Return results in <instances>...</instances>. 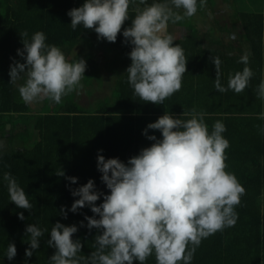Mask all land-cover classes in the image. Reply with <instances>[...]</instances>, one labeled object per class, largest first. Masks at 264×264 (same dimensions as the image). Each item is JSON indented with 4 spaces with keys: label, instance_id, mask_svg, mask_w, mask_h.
<instances>
[{
    "label": "trees",
    "instance_id": "1",
    "mask_svg": "<svg viewBox=\"0 0 264 264\" xmlns=\"http://www.w3.org/2000/svg\"><path fill=\"white\" fill-rule=\"evenodd\" d=\"M83 3L84 0H0V264H25L26 260L27 264H48L55 249L48 246L47 240L57 222L78 227L73 240L81 241L83 247L78 256L82 258L80 264H85L86 258L96 250L98 232L89 231L86 226L85 215L93 216L87 206L75 214L69 211L67 219L60 214L62 207L70 209L78 199L70 189L75 190L91 179L97 191L109 194L97 170L98 151L102 150L105 159L118 158L127 163L153 143L142 135L149 123L164 113L180 118L183 111L193 108L205 113L209 131L216 121L226 126L223 136L230 143L225 153L226 171L235 174L245 193L235 209L238 213L235 226L202 240L192 264H264V119L258 118L264 113V100L257 91L264 81V10L233 14L232 28L226 22L227 16V19L225 15L215 16V27L210 30L231 33V38L226 40L216 39L212 33L202 36L195 20L188 28L191 33L187 37L174 39V45L183 48L188 60L182 87L163 104L155 105L135 96L127 82L131 46L123 43L122 32L131 25L137 5L130 6L129 20L122 26L117 41L109 43L82 25L76 30L71 28L67 13ZM151 3L153 0H147V4ZM255 3L260 4L259 0ZM213 4V0H206L203 5L198 2L195 15L203 17V23ZM195 15L191 18L195 19ZM237 18L243 22L241 46L236 42ZM37 31L45 33L47 44L60 47L69 62H73L68 59L69 49L89 39V46L95 45L91 39L100 40L119 59L113 65L102 64L90 53L86 61L89 71L80 81L82 87L64 96L59 104L46 99L41 111L33 112L31 104H25L18 92L24 80L10 83L9 71L13 59L25 62L17 55V50L23 48L21 34L27 32L30 40ZM244 55L248 56L247 65L239 62ZM211 56L222 61L220 78L225 87L230 74L250 67L253 76L248 86L240 93L216 90ZM104 88H109V95L98 96L87 107L81 104L82 93L93 96ZM8 124L12 125L10 131ZM148 135L161 138L155 130H149ZM59 170L65 177L56 175ZM5 172L11 173L24 188L33 205L31 211L18 209L11 203L2 179ZM66 177L78 178L77 184H70ZM102 202L103 198L97 205ZM19 212L24 214L23 221L18 218ZM82 221L84 227H80ZM29 224L47 231L40 238L39 249L26 258L25 249L29 245L25 229ZM9 243H15L17 249L12 261L5 256ZM145 264H156L155 255L149 256Z\"/></svg>",
    "mask_w": 264,
    "mask_h": 264
},
{
    "label": "clouds",
    "instance_id": "2",
    "mask_svg": "<svg viewBox=\"0 0 264 264\" xmlns=\"http://www.w3.org/2000/svg\"><path fill=\"white\" fill-rule=\"evenodd\" d=\"M198 2L203 5L206 0H153L150 5L147 0H84L82 6L67 15L73 30L82 25L94 30L98 39L115 43L129 20L130 6L137 5L131 25L122 32L123 43L131 46L127 82L135 96L146 103L161 105L181 89L188 62L183 48L174 45L169 22L177 23L195 15ZM21 36L23 48L17 50V55L25 62L13 59L9 76L13 84L24 80L18 92L25 104L46 99L59 104L64 96L82 87L84 59L69 62L60 47L46 43L43 31L35 32L30 40L27 32ZM209 59L216 71V90L240 93L248 86L253 76L250 67L230 74L225 87L220 78L221 59L213 56ZM239 62L247 65L248 56H242ZM257 91L264 100V81ZM204 117L205 113L195 108L183 111L180 118L164 113L142 133L153 141L151 146L141 149L127 163L118 158L105 159L102 150L98 151L97 170L109 194L97 191L90 179L83 186L70 189L78 199L70 209L60 210L65 219L69 211L75 214L86 206L93 213L91 217L85 215L84 220L89 231L98 232L96 250L85 264H145L153 254L156 264H192L202 240L235 226L238 220L235 209L245 189L235 174L226 171L225 153L230 147L223 136L226 126L216 121L209 131ZM258 118L264 119V113ZM149 130L159 131L161 138L148 135ZM56 175L65 177L62 170L56 171ZM2 179L11 203L18 209L31 211L33 205L15 177L5 172ZM66 179L77 184L76 177ZM101 198L103 202L97 205ZM18 218L25 219L23 212L18 213ZM84 226L82 221L80 227ZM44 231L47 229L42 230L36 224L27 225L26 258L39 249ZM77 232L76 225L57 222L52 226L47 244L55 252L48 264H80L82 258L78 253L83 246L79 239L73 240ZM16 255L15 243H9L6 258L12 261Z\"/></svg>",
    "mask_w": 264,
    "mask_h": 264
},
{
    "label": "rangeland",
    "instance_id": "3",
    "mask_svg": "<svg viewBox=\"0 0 264 264\" xmlns=\"http://www.w3.org/2000/svg\"><path fill=\"white\" fill-rule=\"evenodd\" d=\"M214 1V7L210 8L208 10L207 19L205 23L202 22V20H205L203 17H200L199 14L195 15V19L191 17H186L183 20L177 22V23H171L169 22V32L174 37V39H180L185 38L188 36V33H191L188 28H191V25L195 24V20L198 21V25L200 28V34L202 36L207 35V33H212V36L216 39H228L231 38V33L229 32H223L218 29L213 30L211 32L210 27H215L214 17L218 16L219 18L224 16V19L229 24V27L232 28L234 22L233 20L235 17L233 14L237 12H248L249 10H264V0H259L260 4L255 3V0H213ZM258 1V0H257ZM181 14H182V10ZM215 13V14H214ZM227 16V17H226ZM193 17V16H192ZM201 19V20H200ZM233 22V23H232ZM243 22L237 18V45H240L241 41L244 39L242 38L243 33ZM223 24V22H222ZM90 40V39H89ZM89 40L85 41L83 40L77 45L72 46L69 49V55L68 59L70 61H75L77 59H84L87 61L89 59V54H94V59L98 63H108V65H113L117 59H119V55L115 54L113 51L111 52L109 48L104 46L103 42H100L94 39H91V41L95 42L94 46H89ZM100 42V43H98ZM246 44V43H244ZM241 46V45H240ZM116 56V57H115ZM89 63L86 62V65ZM88 66H86V73H88ZM114 82V81H113ZM112 84V82H111ZM110 85H108L109 87ZM104 95H109V88L100 89L94 94L93 96H87L84 93L81 95V104L84 106H89L91 103L96 101L97 97H101ZM45 105V100L34 102L31 104V108L33 112H40L42 107ZM12 128V125H11ZM10 128V130H11ZM9 130V131H10ZM18 132L21 130H17ZM20 144V143H18Z\"/></svg>",
    "mask_w": 264,
    "mask_h": 264
},
{
    "label": "water",
    "instance_id": "4",
    "mask_svg": "<svg viewBox=\"0 0 264 264\" xmlns=\"http://www.w3.org/2000/svg\"><path fill=\"white\" fill-rule=\"evenodd\" d=\"M10 128H11V124H8V125H7V130L9 131Z\"/></svg>",
    "mask_w": 264,
    "mask_h": 264
},
{
    "label": "crops",
    "instance_id": "5",
    "mask_svg": "<svg viewBox=\"0 0 264 264\" xmlns=\"http://www.w3.org/2000/svg\"><path fill=\"white\" fill-rule=\"evenodd\" d=\"M263 79H264V75H263Z\"/></svg>",
    "mask_w": 264,
    "mask_h": 264
}]
</instances>
